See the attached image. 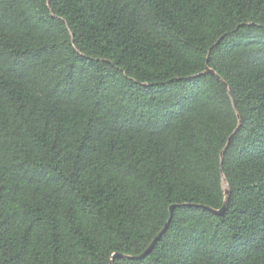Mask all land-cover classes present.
Returning a JSON list of instances; mask_svg holds the SVG:
<instances>
[{
	"label": "trees",
	"instance_id": "16d2710c",
	"mask_svg": "<svg viewBox=\"0 0 264 264\" xmlns=\"http://www.w3.org/2000/svg\"><path fill=\"white\" fill-rule=\"evenodd\" d=\"M110 262L264 264V0H0V264Z\"/></svg>",
	"mask_w": 264,
	"mask_h": 264
},
{
	"label": "water",
	"instance_id": "95a60500",
	"mask_svg": "<svg viewBox=\"0 0 264 264\" xmlns=\"http://www.w3.org/2000/svg\"><path fill=\"white\" fill-rule=\"evenodd\" d=\"M252 24H250L251 26ZM208 73H211V74H214V72L210 69L207 68L206 70ZM232 137L229 138L228 140V144L230 143ZM224 183L226 184V182L224 181ZM229 191L226 190L225 191V195H228ZM173 209H174V206H171L170 207V220L172 218V213H173ZM225 209H226V206L223 205V207L220 209V210H211L215 215H218V216H222L225 212ZM170 220L165 224L164 228L162 229V231L154 238V240L151 242L150 246L139 256H136V257H127L128 259H135V260H140V259H143L145 258L151 251L152 249L155 247V245L157 244V242L159 241L160 237L162 236L163 233H165V231L167 230L168 228V225H169V222ZM119 257H124L123 255H120V254H115L113 255V259L115 258H119ZM110 264H113V262H110Z\"/></svg>",
	"mask_w": 264,
	"mask_h": 264
},
{
	"label": "rangeland",
	"instance_id": "374dc122",
	"mask_svg": "<svg viewBox=\"0 0 264 264\" xmlns=\"http://www.w3.org/2000/svg\"><path fill=\"white\" fill-rule=\"evenodd\" d=\"M224 185L226 186V184L224 183Z\"/></svg>",
	"mask_w": 264,
	"mask_h": 264
}]
</instances>
